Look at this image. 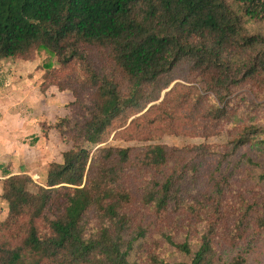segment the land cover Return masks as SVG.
<instances>
[{
	"label": "trees",
	"instance_id": "trees-1",
	"mask_svg": "<svg viewBox=\"0 0 264 264\" xmlns=\"http://www.w3.org/2000/svg\"><path fill=\"white\" fill-rule=\"evenodd\" d=\"M244 17L264 22V0H0V60L29 59L42 47L68 61L78 56L79 44L106 45L130 83L125 93L103 80L81 116L48 125L71 146L60 162H49L43 184L23 172L2 179L7 214L0 220V264H131L137 237L127 233L129 207L139 195L157 212L179 204L187 192L184 175L177 163L168 168L172 152L157 142L139 149L135 164L160 170L162 177L139 183L130 171L137 166L134 148L102 144L106 131L125 109L141 111L145 86H155L184 59L217 93L264 75V35L244 32ZM156 99L150 95L145 103ZM226 104L216 105V116H224ZM240 133L233 148L260 134L256 126ZM89 213L97 225L86 226ZM212 230L211 222L203 225L196 250L188 240L166 238L189 256L180 264H217ZM243 263L240 255L230 260Z\"/></svg>",
	"mask_w": 264,
	"mask_h": 264
},
{
	"label": "rangeland",
	"instance_id": "rangeland-1",
	"mask_svg": "<svg viewBox=\"0 0 264 264\" xmlns=\"http://www.w3.org/2000/svg\"><path fill=\"white\" fill-rule=\"evenodd\" d=\"M242 28L248 34L264 35V22L244 17ZM103 80L117 84L125 93L129 91L128 77L115 64L111 47L106 45L79 44L78 56L68 61L42 47L33 50L29 59L2 58L0 119L28 122V129L36 132L19 130L15 137L19 142L34 144L39 138H48V125L66 115L81 116L83 105L92 103ZM211 83L204 72L184 59L155 86H145L141 111L137 107L125 109L106 131L102 144L133 147L134 164L139 149L163 144L172 152L168 168L177 163L184 175L187 192L179 204L157 212L139 195L129 207L127 233L137 237L129 250L131 264H180L189 260L166 237L171 236L176 243L188 240L196 250L206 222L213 224L214 246L220 256L217 264H230L239 255L244 258L243 264H264V181L260 178L264 172V75L219 93ZM150 95H158V99L146 104ZM50 97L54 105L48 108ZM218 104L227 105L222 117L215 114ZM247 126H256L260 134L233 148ZM54 141L52 149L43 146L40 150H48L49 158L62 160L61 148ZM56 141L65 149L71 146L60 134ZM40 163L44 165L45 161ZM135 165L130 171L143 181L139 183L162 177L160 170ZM37 167L31 175L26 174L36 184H43L45 168ZM148 183L138 189L140 194ZM6 214L7 202L0 192V220ZM87 219L88 227L98 223L92 213Z\"/></svg>",
	"mask_w": 264,
	"mask_h": 264
},
{
	"label": "crops",
	"instance_id": "crops-1",
	"mask_svg": "<svg viewBox=\"0 0 264 264\" xmlns=\"http://www.w3.org/2000/svg\"><path fill=\"white\" fill-rule=\"evenodd\" d=\"M53 99L51 97L48 99V108L53 106ZM56 105V104H55ZM57 106V105H56ZM28 122H18L15 120H12L11 122L7 119V117H4L0 119V164L3 165L4 168L0 170V174L2 172H5V176L0 177V192H1V180L11 174L16 173H32L33 171H37V166L40 165L45 168V172L42 174L43 177L46 176V171L49 162L51 161H58L61 160L58 158H49L48 157V150L44 152V150H40V148L43 149V146H47L50 149L53 148V140L54 145L61 148V151L63 152L65 150V147L62 142L56 143V136L58 131L55 128H49L48 129V138H39L36 140L34 144H30L27 142L22 143L19 142L20 138H16V132L19 130H23V133L25 134L27 132H30L29 134L35 133L36 130H29ZM35 127V125H34ZM37 135L39 133H36ZM24 134H19L18 137L22 136ZM61 154V153H60ZM62 155V154H61ZM45 161V164L42 165L40 162ZM8 161V162H5ZM19 163V165H18ZM10 165V167H9ZM20 166H24V168L21 169ZM9 167V168H8ZM9 169V170H8ZM8 170V171H7ZM31 175V174H30Z\"/></svg>",
	"mask_w": 264,
	"mask_h": 264
}]
</instances>
